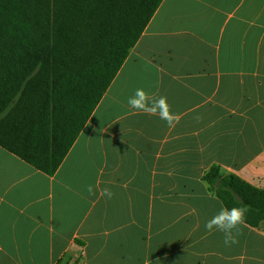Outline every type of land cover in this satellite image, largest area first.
Here are the masks:
<instances>
[{"label": "crops", "instance_id": "obj_1", "mask_svg": "<svg viewBox=\"0 0 264 264\" xmlns=\"http://www.w3.org/2000/svg\"><path fill=\"white\" fill-rule=\"evenodd\" d=\"M214 165L263 178L264 0H162L54 175L0 148V264H264V230H205Z\"/></svg>", "mask_w": 264, "mask_h": 264}, {"label": "trees", "instance_id": "obj_2", "mask_svg": "<svg viewBox=\"0 0 264 264\" xmlns=\"http://www.w3.org/2000/svg\"><path fill=\"white\" fill-rule=\"evenodd\" d=\"M162 0H0V148L52 176ZM201 181L264 230V188L211 166Z\"/></svg>", "mask_w": 264, "mask_h": 264}, {"label": "clouds", "instance_id": "obj_3", "mask_svg": "<svg viewBox=\"0 0 264 264\" xmlns=\"http://www.w3.org/2000/svg\"><path fill=\"white\" fill-rule=\"evenodd\" d=\"M128 105L134 111L144 112L159 117L166 121L169 126H173L175 117L169 111V106L165 97H159L149 100L147 93L143 89H137L135 94L128 99ZM89 196L97 195L111 199L113 193L108 188L97 190L88 185L86 188ZM247 208H221V210L210 220L205 222V230L211 234L213 231L224 233V244L230 246L237 243V236L240 235V226L245 220V212Z\"/></svg>", "mask_w": 264, "mask_h": 264}, {"label": "rangeland", "instance_id": "obj_4", "mask_svg": "<svg viewBox=\"0 0 264 264\" xmlns=\"http://www.w3.org/2000/svg\"><path fill=\"white\" fill-rule=\"evenodd\" d=\"M250 184L257 188H264V174H263V178H260L259 181H253V183Z\"/></svg>", "mask_w": 264, "mask_h": 264}]
</instances>
